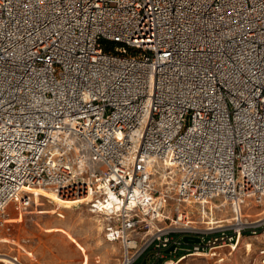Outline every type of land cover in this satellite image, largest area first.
I'll return each mask as SVG.
<instances>
[{
	"label": "built area",
	"instance_id": "obj_1",
	"mask_svg": "<svg viewBox=\"0 0 264 264\" xmlns=\"http://www.w3.org/2000/svg\"><path fill=\"white\" fill-rule=\"evenodd\" d=\"M34 187L121 264L264 235V0H0V227Z\"/></svg>",
	"mask_w": 264,
	"mask_h": 264
},
{
	"label": "rangeland",
	"instance_id": "obj_2",
	"mask_svg": "<svg viewBox=\"0 0 264 264\" xmlns=\"http://www.w3.org/2000/svg\"><path fill=\"white\" fill-rule=\"evenodd\" d=\"M31 206L21 213L15 203L7 209L11 215V229L0 227V252L18 257L24 264H121V242H109L105 238L103 216L95 214L88 206L67 209L51 203L47 193L32 194ZM17 207V208H16ZM264 207H255L257 213ZM231 207L216 210L219 219L232 216ZM59 228V229H54ZM175 239L183 234L174 233ZM253 244L248 250L247 242ZM173 253H166L158 264H264L260 250L264 247V235L258 238L244 237L236 249L224 247L209 251L206 255L182 257L190 244ZM153 249H149L138 262L142 264ZM151 258V257H150ZM0 264H7L0 262Z\"/></svg>",
	"mask_w": 264,
	"mask_h": 264
},
{
	"label": "bare ground",
	"instance_id": "obj_3",
	"mask_svg": "<svg viewBox=\"0 0 264 264\" xmlns=\"http://www.w3.org/2000/svg\"><path fill=\"white\" fill-rule=\"evenodd\" d=\"M29 191L33 194L47 193L49 196H51L50 198L51 203L61 208L78 209L80 208L81 202L82 204L84 203V200L80 198H77V199L64 198L61 195L57 194L54 190L45 189L43 187H34L32 189H29ZM88 199H90V197ZM21 213L24 214L25 212L21 211ZM54 229H59V228H54ZM247 248L250 251L252 250L253 248L252 242L250 241L247 242ZM0 262L7 263V264H11V263L22 264L23 263L18 257H15L13 255H10L4 252H0Z\"/></svg>",
	"mask_w": 264,
	"mask_h": 264
},
{
	"label": "water",
	"instance_id": "obj_4",
	"mask_svg": "<svg viewBox=\"0 0 264 264\" xmlns=\"http://www.w3.org/2000/svg\"><path fill=\"white\" fill-rule=\"evenodd\" d=\"M183 241L185 243H197V242H201V238L200 237H192L189 235H185L183 237ZM177 251V243H174L170 248H168L167 250H165V253H173ZM142 264H148V261L145 259L144 262Z\"/></svg>",
	"mask_w": 264,
	"mask_h": 264
}]
</instances>
